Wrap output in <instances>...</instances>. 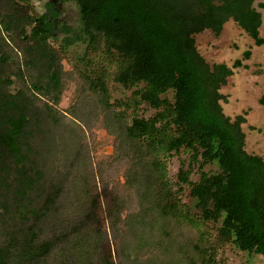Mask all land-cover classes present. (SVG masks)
I'll return each instance as SVG.
<instances>
[{
  "label": "trees",
  "instance_id": "1",
  "mask_svg": "<svg viewBox=\"0 0 264 264\" xmlns=\"http://www.w3.org/2000/svg\"><path fill=\"white\" fill-rule=\"evenodd\" d=\"M72 1L80 29L73 36H64L63 44L55 47L50 42L55 22L46 13L34 14L24 0H0V264H46L56 254L52 249L62 244L59 251L69 252V257L92 258L97 252L90 238L100 239L102 230L104 234L108 230L116 241V228L126 224L115 221L124 209L122 197L112 198L109 205L101 203L94 191L96 183L84 177L72 190L74 208L77 214L83 212L82 219L71 230L64 226L60 234L43 235L42 222L54 202L69 201L73 206L72 192L65 193L49 176L61 173L52 162L62 161L58 148L64 143L58 144L55 135L71 132V146L80 141L54 105L60 101L65 83L66 47L83 37L88 42L90 68L78 72L99 95L101 110L114 107L108 101L107 76L124 88L133 87L120 105L135 108L145 103L156 110L150 117L133 116L129 124L117 115L121 122L117 143L130 146L133 157L139 153L147 163L141 171L143 180L136 183V172L129 173L127 185L136 183L142 190L152 182L155 188L151 192L154 218L140 220L128 214L129 250L135 248L141 233L134 251L145 252L144 257L129 260L133 264H196L193 250L201 252L200 264H215L214 247L208 245L179 250L181 260L176 261L165 229L168 221L199 231L207 241L211 233L204 229L211 224L218 243L231 241L241 250L264 257V159L245 149L244 117L231 119L220 105V86L230 69L224 63L210 65L199 58L195 41V35L209 25L221 29L231 19L256 44L262 43L258 0ZM258 5L264 7L261 1ZM69 29L64 27L65 32ZM248 55L245 51L244 56ZM79 113L85 114L86 109ZM45 150H50L46 157L51 162L43 161ZM181 151L189 152L188 160L181 162L175 182L178 187L173 190L165 179L164 159ZM195 163L198 168L212 163L215 171L202 169L198 179L191 180ZM65 166L71 169L74 163L68 161ZM86 170L83 167L79 172L88 173ZM182 184L189 187L185 202ZM102 212L110 218L107 229H103ZM129 250L119 251L117 244L111 250L107 245L102 255L97 253L96 263L116 264L111 254L119 260L130 258Z\"/></svg>",
  "mask_w": 264,
  "mask_h": 264
},
{
  "label": "rangeland",
  "instance_id": "2",
  "mask_svg": "<svg viewBox=\"0 0 264 264\" xmlns=\"http://www.w3.org/2000/svg\"><path fill=\"white\" fill-rule=\"evenodd\" d=\"M31 7L34 14L40 15L45 10V2L48 0H24ZM264 3V0L255 2V6L260 11L262 16V23L259 29V36L263 38V42L256 44L254 40L233 20L228 19L221 29H217L214 25H209L203 31L195 35L196 46L199 51V58H203L208 64L213 65L216 63H224L229 69L230 74L226 77L225 83L220 86V93L223 99L220 101L223 112L234 119L237 115H242L244 121L242 123V130L245 134V149L249 153L260 155L264 159V7L258 5V2ZM59 9L58 6L55 7ZM62 14L54 18L47 15L50 20L56 23L55 36L50 42L53 46L59 47L63 44V37L66 35L63 28L65 21L68 25L76 29L79 24V16L77 6L72 0H64L59 9ZM67 17V18H66ZM56 19V20H55ZM67 19V20H66ZM87 40L83 37L80 40H74L73 43L66 47L63 59V69L65 73V83L63 85L60 101L54 105V109L58 115L69 125L80 141H74L75 146H71L72 133L64 131L55 135V139H59L58 144L63 140L64 147H60L61 162L57 160L52 162L54 167L59 166L57 171L61 173H50L49 181L61 184L65 189V193H71L74 186L80 185V180L86 177L91 182L94 181L97 188L94 189L96 195L99 197L101 203L109 202L112 198L121 196L125 201L124 209L117 216L115 221L120 223L126 221L125 225L117 227L118 237L116 241H112L111 234H104L100 239L91 237L96 244V252L103 254V249L110 246L113 250L115 244L118 249L128 251L130 243L128 238L131 234L127 228L128 214L136 215L137 219H152L154 209L152 205L153 194L155 191L154 184L151 182L149 188H141L136 184L142 181L141 171L145 169L147 163L143 162V156L133 157V150L130 146H119L118 138L121 131L119 130L121 122L120 119L127 124L131 122L133 116L150 117L155 113V109L151 108L145 103L138 104L137 107L127 108L125 105H120V102H125L131 94L132 88H124L119 83L112 80V76H107L105 79L108 101L114 107L109 110H101L99 104V95L90 89L86 82L82 80L78 71L84 72L89 66V49L87 48ZM248 51L249 55L244 56V52ZM239 61V63H236ZM110 69V71H112ZM12 91H15L16 85L11 86ZM170 96V94H169ZM85 103L84 106H81ZM118 103V106H116ZM86 109L85 114H80V110ZM77 113V114H76ZM76 115L81 118H75ZM115 115V116H114ZM115 117V118H114ZM119 127V128H118ZM61 139V140H60ZM72 147V148H71ZM123 148V149H121ZM77 150L79 151L77 153ZM138 150V149H134ZM50 150L42 152L43 161L51 162L46 156H49ZM189 152H179L177 154L165 156L166 173L165 179L171 185L172 189H176L175 182L177 181V171L182 161L185 163L188 160ZM142 159V160H141ZM147 160V157H145ZM74 163L73 168H67V162ZM50 164V163H49ZM85 167L88 173H80L79 169ZM189 175L191 180L198 179L200 170L213 172L215 165L210 163L202 168H198V163H195ZM187 168V166H186ZM185 168V169H186ZM136 172L137 176L133 177L136 183L133 186L127 185L126 175ZM140 172V173H139ZM139 173V174H138ZM178 187V186H177ZM181 198L185 202L187 200V192L189 187L186 184L181 186ZM101 191V192H100ZM144 192H147L146 194ZM150 195L148 196V194ZM68 194H64L67 197ZM72 205L70 202L56 201L52 204L50 213L47 218L42 222L43 235L45 237L60 234L61 229L65 226L71 230L75 228L79 221L82 219L81 214L76 213L74 208L76 205L74 191L70 194ZM147 214H149L147 216ZM104 218L103 229H107L110 218L106 217L102 212ZM165 229L169 232L172 242V247L175 248L176 261L180 259L179 250L188 252L190 247L195 245L203 249L205 245L214 247L212 259L215 264H264V257L256 253H248L247 251L239 249L231 241L217 242L215 240L216 232L211 229L209 224L205 229L211 233L206 238H201L200 232L196 230H189L186 226L178 221L173 223L168 221ZM124 223V222H123ZM216 224H214L215 226ZM203 230V231H204ZM211 230V231H210ZM1 232V226H0ZM140 238L135 241V248L141 242ZM111 241L110 242V239ZM100 241V242H98ZM63 245V244H62ZM62 245L55 246L49 258L45 261L46 264H98L96 263L97 253L92 258L79 259L73 254L69 257V252L61 253L59 248ZM135 248L129 250V257H122L120 260L118 256L111 254L112 258L116 259V264H133L130 260L137 257H144L145 252L142 249L134 251ZM136 255L134 256V253ZM193 258L196 264H200L202 257L201 252H193ZM130 259V260H129ZM157 264V263H152Z\"/></svg>",
  "mask_w": 264,
  "mask_h": 264
},
{
  "label": "flooded vegetation",
  "instance_id": "3",
  "mask_svg": "<svg viewBox=\"0 0 264 264\" xmlns=\"http://www.w3.org/2000/svg\"><path fill=\"white\" fill-rule=\"evenodd\" d=\"M63 2H64V0H48V1H46L45 2L46 10L43 13H46L47 15H51L54 18H56L58 15L62 14V12H63V11L62 12L59 11V9L61 8V5H62ZM56 6L59 7L58 10L55 9ZM52 12H55L56 15H53ZM261 18H262V16H261ZM55 26H56V23H55ZM68 26L70 27V29L67 32L64 31L66 33L65 36H73L74 32H78L79 29H80V26H78L76 29H74L73 27L68 25L66 21H65V23H63V28L62 29L64 30V27H68Z\"/></svg>",
  "mask_w": 264,
  "mask_h": 264
}]
</instances>
